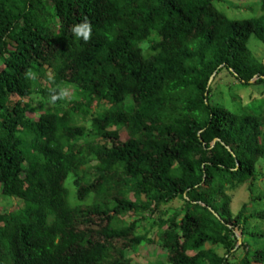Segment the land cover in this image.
Returning <instances> with one entry per match:
<instances>
[{"label":"trees","instance_id":"obj_1","mask_svg":"<svg viewBox=\"0 0 264 264\" xmlns=\"http://www.w3.org/2000/svg\"><path fill=\"white\" fill-rule=\"evenodd\" d=\"M214 3L0 0V192L18 201L0 264H137L144 242L164 264H264V210H231L264 160V91L232 86L264 82L247 47L264 44V0L247 18Z\"/></svg>","mask_w":264,"mask_h":264},{"label":"rangeland","instance_id":"obj_2","mask_svg":"<svg viewBox=\"0 0 264 264\" xmlns=\"http://www.w3.org/2000/svg\"><path fill=\"white\" fill-rule=\"evenodd\" d=\"M259 0H215V6L222 10L228 17L232 18H247L252 16H258L260 13ZM247 47L250 49L253 56H255L259 61L264 62V44L254 35H250L247 42ZM1 66V65H0ZM232 84L233 81L230 79L226 71H221L214 80L213 87H215V98H222L220 101L225 102L228 100V84ZM235 85V86H234ZM236 88V93L246 100L249 98L250 93L254 96H259L256 92L260 93L264 91V82L261 85H242V84H233ZM232 86L230 88H232ZM255 90V91H254ZM64 96L66 101L79 100L77 94V90L74 89L72 85H65L63 88ZM214 98V99H215ZM216 100V99H215ZM260 97H257L254 101H259ZM25 101L31 102V110H28L27 115L29 117L36 118L38 116L39 108V98L34 96L31 99H25ZM264 104V102H263ZM65 105V104H64ZM95 106L92 107L94 109ZM87 120H85L86 122ZM88 123V122H86ZM120 135L122 138L126 137V133L124 130L120 131ZM259 171L261 176H257L254 183L251 185V190L248 185H245L240 188L238 193L233 197L231 203V210L236 211L242 203L246 202L252 204L251 210L248 212H255L264 210V160L261 162ZM71 176L67 177L65 183L70 185ZM71 194L73 193V187L70 185ZM259 197V199H257ZM90 198L86 200L88 202ZM71 201V200H70ZM6 198L2 197L0 192V211L15 209L18 205V201L14 200V202L9 203ZM72 203H77L74 199H72ZM179 202L176 201L172 206L178 205ZM247 212V213H248ZM127 219H133L135 216L126 217ZM260 229H264V227H260ZM261 246H264V238L259 241ZM209 246L208 244L206 245ZM214 250L219 254L223 253L225 249L222 245L215 246ZM189 254H191L189 252ZM126 255L131 258L133 263L137 264H164V251L156 244V243H142L135 250H127Z\"/></svg>","mask_w":264,"mask_h":264},{"label":"clouds","instance_id":"obj_3","mask_svg":"<svg viewBox=\"0 0 264 264\" xmlns=\"http://www.w3.org/2000/svg\"><path fill=\"white\" fill-rule=\"evenodd\" d=\"M74 33L76 36H83L84 40H87L89 37V28L87 25H84L82 28L81 27H76L73 29Z\"/></svg>","mask_w":264,"mask_h":264}]
</instances>
